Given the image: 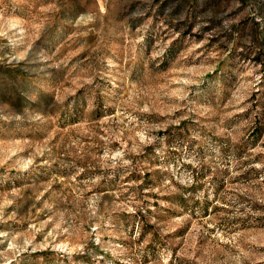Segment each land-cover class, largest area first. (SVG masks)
I'll return each mask as SVG.
<instances>
[{
  "label": "rangeland",
  "instance_id": "rangeland-1",
  "mask_svg": "<svg viewBox=\"0 0 264 264\" xmlns=\"http://www.w3.org/2000/svg\"><path fill=\"white\" fill-rule=\"evenodd\" d=\"M0 264H264V0H0Z\"/></svg>",
  "mask_w": 264,
  "mask_h": 264
}]
</instances>
